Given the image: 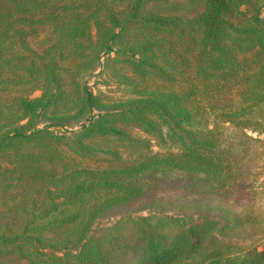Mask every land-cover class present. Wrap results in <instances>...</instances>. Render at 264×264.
<instances>
[{"label":"trees","instance_id":"trees-1","mask_svg":"<svg viewBox=\"0 0 264 264\" xmlns=\"http://www.w3.org/2000/svg\"><path fill=\"white\" fill-rule=\"evenodd\" d=\"M263 130L264 0H0V264H264L253 208L166 211Z\"/></svg>","mask_w":264,"mask_h":264},{"label":"rangeland","instance_id":"rangeland-1","mask_svg":"<svg viewBox=\"0 0 264 264\" xmlns=\"http://www.w3.org/2000/svg\"><path fill=\"white\" fill-rule=\"evenodd\" d=\"M32 45L36 47V42L31 41ZM104 75H96L90 79L92 88L96 92H101L108 97L113 98H122L126 95V91L124 87L117 85L113 81H109L104 79ZM108 82V84H106ZM40 92H35L33 94L34 97L39 96ZM264 131V130H263ZM253 138L262 140V144L258 149V153L252 160L248 161L247 164L243 167L244 173L250 171L251 179L253 181L249 187H246L244 190H236L237 188H233L231 190L230 196L226 200H222L218 197H202L198 195L186 194L184 197L179 195L177 204L182 203L183 207L180 208H172V206H168L166 211L168 213H179L178 211H184L189 207V213L193 215V213L200 214H211L213 216L216 215H225V209H239L244 204L247 208H253V212L256 216L259 217L260 221L254 225H246V239L245 243L248 246L259 245L261 248L264 243V132L257 134L253 132H248ZM151 150L156 153H165V149H161L157 147L154 142L151 143ZM242 171V172H243ZM165 185H160L159 193H166L167 189L164 187ZM166 198V196H163ZM251 198V199H250ZM247 200V202H246ZM200 204L199 206H195ZM196 207V208H194ZM134 209V207L132 208ZM151 211L142 212V214H148ZM141 214V213H140ZM244 232V233H245Z\"/></svg>","mask_w":264,"mask_h":264}]
</instances>
